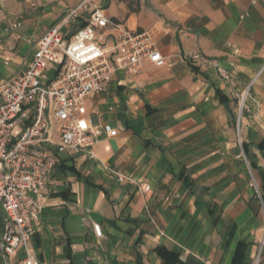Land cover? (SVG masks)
Returning <instances> with one entry per match:
<instances>
[{
	"label": "crops",
	"instance_id": "crops-1",
	"mask_svg": "<svg viewBox=\"0 0 264 264\" xmlns=\"http://www.w3.org/2000/svg\"><path fill=\"white\" fill-rule=\"evenodd\" d=\"M70 5L0 0V85L26 68ZM106 11L152 31L168 60L117 72L98 99L118 136L93 157L59 152L29 242L38 263L264 264V0H111ZM194 52L230 77L186 62ZM4 224L0 205V243Z\"/></svg>",
	"mask_w": 264,
	"mask_h": 264
},
{
	"label": "built area",
	"instance_id": "built-area-1",
	"mask_svg": "<svg viewBox=\"0 0 264 264\" xmlns=\"http://www.w3.org/2000/svg\"><path fill=\"white\" fill-rule=\"evenodd\" d=\"M103 3L83 0L37 41L26 68L0 85V205L5 212L2 264H11L19 249L24 255L17 264H39L29 242L41 229L59 152H87L93 157L97 143L118 136V129L98 107V99L114 75L119 71L136 74L147 62L155 66L167 63L152 31L129 29L109 16ZM79 10L89 12L87 23L68 35L63 28L78 17ZM185 60L197 67L214 66L222 77H230L200 52ZM244 106L245 97L240 113ZM117 177L138 185L142 192L151 190L149 183L125 173H117ZM93 230L97 237L103 236L99 224L93 223Z\"/></svg>",
	"mask_w": 264,
	"mask_h": 264
},
{
	"label": "rangeland",
	"instance_id": "rangeland-1",
	"mask_svg": "<svg viewBox=\"0 0 264 264\" xmlns=\"http://www.w3.org/2000/svg\"><path fill=\"white\" fill-rule=\"evenodd\" d=\"M82 1L83 0H70V4H72V6L71 5L69 6L70 7L68 8L69 11L65 14L63 19H65L72 10L77 8ZM98 1L99 3L104 2L103 4L104 6H106V4L111 0H98ZM88 18H89V12L87 10H79L78 17L76 19H70V21L66 23V25L63 28L64 32H68V33L75 32L78 28L81 27L82 23L84 24L86 22V19L88 20Z\"/></svg>",
	"mask_w": 264,
	"mask_h": 264
},
{
	"label": "trees",
	"instance_id": "trees-1",
	"mask_svg": "<svg viewBox=\"0 0 264 264\" xmlns=\"http://www.w3.org/2000/svg\"><path fill=\"white\" fill-rule=\"evenodd\" d=\"M84 25H86V24H84ZM242 145H243V148H245V144H242ZM263 189H264V185H263ZM263 199H264V192H263Z\"/></svg>",
	"mask_w": 264,
	"mask_h": 264
}]
</instances>
